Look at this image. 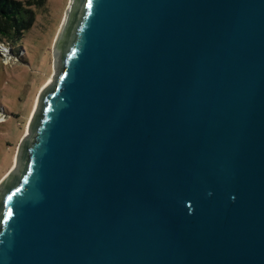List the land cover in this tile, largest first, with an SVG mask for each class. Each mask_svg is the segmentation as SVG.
<instances>
[{"label":"water","instance_id":"1","mask_svg":"<svg viewBox=\"0 0 264 264\" xmlns=\"http://www.w3.org/2000/svg\"><path fill=\"white\" fill-rule=\"evenodd\" d=\"M53 58L0 264H264V0H71Z\"/></svg>","mask_w":264,"mask_h":264},{"label":"rangeland","instance_id":"2","mask_svg":"<svg viewBox=\"0 0 264 264\" xmlns=\"http://www.w3.org/2000/svg\"><path fill=\"white\" fill-rule=\"evenodd\" d=\"M70 1L45 0L23 37L0 42V182L14 169L38 95L52 79L54 43Z\"/></svg>","mask_w":264,"mask_h":264},{"label":"trees","instance_id":"3","mask_svg":"<svg viewBox=\"0 0 264 264\" xmlns=\"http://www.w3.org/2000/svg\"><path fill=\"white\" fill-rule=\"evenodd\" d=\"M45 0H0V42L16 43L34 23Z\"/></svg>","mask_w":264,"mask_h":264},{"label":"bare ground","instance_id":"4","mask_svg":"<svg viewBox=\"0 0 264 264\" xmlns=\"http://www.w3.org/2000/svg\"><path fill=\"white\" fill-rule=\"evenodd\" d=\"M51 82V78H49L46 82V85Z\"/></svg>","mask_w":264,"mask_h":264}]
</instances>
